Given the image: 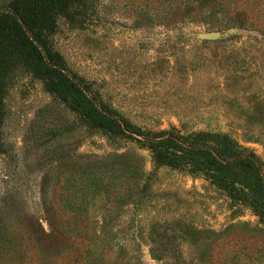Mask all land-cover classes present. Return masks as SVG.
<instances>
[{"label":"rangeland","instance_id":"374dc122","mask_svg":"<svg viewBox=\"0 0 264 264\" xmlns=\"http://www.w3.org/2000/svg\"><path fill=\"white\" fill-rule=\"evenodd\" d=\"M86 5L48 38L71 76L142 129L224 133L264 161V0ZM208 32L223 36L198 38ZM5 105L0 264H264V224L248 208L85 129L31 72L10 80Z\"/></svg>","mask_w":264,"mask_h":264},{"label":"trees","instance_id":"16d2710c","mask_svg":"<svg viewBox=\"0 0 264 264\" xmlns=\"http://www.w3.org/2000/svg\"><path fill=\"white\" fill-rule=\"evenodd\" d=\"M88 0H12L0 12V154L6 121L9 82L21 70L43 80L89 131L111 141L132 140L147 149L155 170L168 168L200 176L234 204L248 208L264 224V161L241 149L224 133L183 132L177 128L145 130L122 117L97 97L86 81L71 76L48 40L58 18L76 22L87 11ZM158 230L151 239L158 244ZM153 256L167 260L168 251L152 247Z\"/></svg>","mask_w":264,"mask_h":264},{"label":"water","instance_id":"95a60500","mask_svg":"<svg viewBox=\"0 0 264 264\" xmlns=\"http://www.w3.org/2000/svg\"><path fill=\"white\" fill-rule=\"evenodd\" d=\"M234 30H230L229 33H233ZM223 35L220 32H208L201 33L198 35L199 39L202 40H215L221 38Z\"/></svg>","mask_w":264,"mask_h":264}]
</instances>
